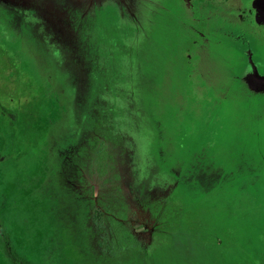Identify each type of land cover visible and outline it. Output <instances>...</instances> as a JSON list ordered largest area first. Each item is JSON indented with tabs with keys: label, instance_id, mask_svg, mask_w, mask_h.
<instances>
[{
	"label": "rangeland",
	"instance_id": "374dc122",
	"mask_svg": "<svg viewBox=\"0 0 264 264\" xmlns=\"http://www.w3.org/2000/svg\"><path fill=\"white\" fill-rule=\"evenodd\" d=\"M246 4H198L213 39L160 0H0V264H264Z\"/></svg>",
	"mask_w": 264,
	"mask_h": 264
},
{
	"label": "flooded vegetation",
	"instance_id": "af4514ba",
	"mask_svg": "<svg viewBox=\"0 0 264 264\" xmlns=\"http://www.w3.org/2000/svg\"><path fill=\"white\" fill-rule=\"evenodd\" d=\"M247 1L248 0H202V1H200V0H160V10L158 11V13L160 16H162L161 18L163 20H165V19L166 20H168V19L174 20V18H176V16H178V14H182L184 16H187L188 13H191L193 18H195V16L197 17L196 19H192V20H194V21L196 20V21L194 23H192L193 26L191 29H195L197 27L196 25H202L203 26L205 24V23H202L203 22L202 17H201V14H199V11H200L199 8L201 7L200 5L205 6V7L206 6L210 7L211 9H209L208 11H211V12H214L217 9V7L219 9L220 6L224 5L227 7V8L223 7V9L225 10L224 13L229 15V17L233 18V14L236 13L237 16L241 17V19L243 21L250 23V25H256L254 23V20H252V19H254L255 11L253 10L252 7H251L252 10L248 9L250 7H248V5L246 4ZM198 4H200V5H198ZM237 5L242 6V8L244 6H246L245 10H247V12L242 11L243 14L240 15L242 9L238 10L239 6L237 7ZM180 8H181V10H180ZM248 14H250V16H247ZM205 25H206V27L208 25L207 32L210 34L209 36L213 37V39H214V36L212 35V33H214L215 35H216V33L213 32L211 29L213 24H211V22H209L208 24H205ZM250 28H253V27H250ZM253 29H255V28H253ZM197 32L202 38L207 39V43H211L210 39H208L209 36H207L206 32L205 33L200 32L199 28H197ZM258 32H261V31H258ZM263 36H264V33H263L262 37ZM248 39H249V35H247L245 45L247 44ZM229 42H233V41L231 39H229ZM248 42H249V40H248ZM253 44H254V46H252V43H250V45L247 46V48L244 50L243 53L244 54L246 53L245 57L250 59V61L253 63V65L250 66V69H252L253 74H255L256 76H258L260 78L262 76L259 74V72H261V71H260V67H259V65H257V63H258V60L261 58V56L264 55V42L253 43ZM254 64H256L257 66L255 67ZM250 71L247 70V72H250Z\"/></svg>",
	"mask_w": 264,
	"mask_h": 264
},
{
	"label": "trees",
	"instance_id": "16d2710c",
	"mask_svg": "<svg viewBox=\"0 0 264 264\" xmlns=\"http://www.w3.org/2000/svg\"><path fill=\"white\" fill-rule=\"evenodd\" d=\"M213 89H214V88H211V89H209V91H210V92H213ZM205 90L207 91L206 88H205ZM207 93H208V91H207ZM191 94H192V93H191ZM192 95H193V94H192ZM192 97H193V96H191L190 99H191ZM203 113L205 114V111H203ZM234 143H235V140L233 141L232 146L234 145ZM216 153L219 154V153H221V152H220V151H217ZM216 153H215V154H216ZM215 154H213V157L215 156ZM221 154H222V153H221ZM237 156H238V155H237ZM1 157H2V156L0 155V159H1ZM235 157H236V156H234V158H235ZM240 157H241V156H240ZM213 160H214V158H213ZM213 160H212V162H213ZM233 160H234V159H233ZM235 162H236V161H235ZM217 167H218V165H214L213 168H206V170H207V171H212V170H213V171H214V170L217 171V170H216ZM218 168H222V166H220V167H218ZM204 170H205V169H204Z\"/></svg>",
	"mask_w": 264,
	"mask_h": 264
},
{
	"label": "water",
	"instance_id": "95a60500",
	"mask_svg": "<svg viewBox=\"0 0 264 264\" xmlns=\"http://www.w3.org/2000/svg\"><path fill=\"white\" fill-rule=\"evenodd\" d=\"M262 17V16H261Z\"/></svg>",
	"mask_w": 264,
	"mask_h": 264
}]
</instances>
